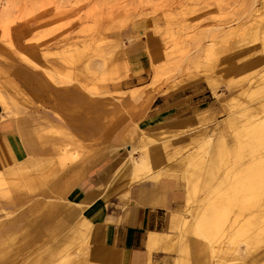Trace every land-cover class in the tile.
<instances>
[{"label": "rangeland", "instance_id": "rangeland-1", "mask_svg": "<svg viewBox=\"0 0 264 264\" xmlns=\"http://www.w3.org/2000/svg\"><path fill=\"white\" fill-rule=\"evenodd\" d=\"M262 1L0 0V10L14 6L8 33L6 25H0V94L8 102V108L1 106L2 116L23 120L45 115L88 142L78 136L83 148L68 151L55 139L43 138L44 150L36 132L39 167L33 165L16 180L0 175V264H118L93 255L92 250L105 245L101 220L85 215L91 223L89 232L76 226L75 217L62 214L64 199L72 194L61 189L63 182L75 180L85 162L90 174L79 186L91 185L90 176L99 171L105 176L109 169L116 168V175L130 169L131 159L137 160L143 149L152 164L147 175L163 173L157 182L144 180L154 184L171 180L184 194L173 211L179 216L170 218L178 225L170 234L164 233L166 241L152 251L155 264H239L243 259L215 255V244L220 242L221 247L235 238L232 244L245 249L242 238L235 235L247 222L260 228L259 240L252 241L251 256L258 259L256 264H264V228L260 225L264 192L255 198L233 192L242 173L254 174L258 157L264 161ZM226 25L237 27L238 32L241 29L240 34L216 37L215 43H209L205 31ZM175 42L180 49L173 51ZM210 44H215L214 49L208 51ZM96 47L99 50L93 52ZM208 82L213 85L209 87ZM252 82L255 93L245 94ZM200 109L205 112H196ZM194 112L193 118L181 121ZM253 124L257 132L250 142L248 130ZM128 130L130 141L121 145ZM116 139L114 156L109 145ZM196 170L198 174L202 171L203 180L199 174L198 190L190 189L188 196L186 183ZM251 181L253 186L256 182L264 186V175ZM18 185L28 186L21 189ZM94 189L90 187L86 196L90 198ZM135 193L134 188L131 197L118 196L107 202L105 216L113 218L133 206ZM73 199L81 201L76 194ZM221 199L228 202L219 210L216 227L208 237L200 236L193 222L205 214L209 219L210 206ZM148 214L156 217L155 230L166 227L165 212ZM110 218L104 224L115 223ZM11 227L17 236L1 237ZM118 228L110 232V243L117 251L123 248ZM139 236H145V231ZM249 260L254 261H244Z\"/></svg>", "mask_w": 264, "mask_h": 264}, {"label": "crops", "instance_id": "crops-1", "mask_svg": "<svg viewBox=\"0 0 264 264\" xmlns=\"http://www.w3.org/2000/svg\"><path fill=\"white\" fill-rule=\"evenodd\" d=\"M186 88L187 87L177 89L175 91L181 92ZM194 114L195 113L190 114L189 117L194 116ZM184 118L186 117H183V119ZM46 121H52L63 125V123L55 121L54 119L45 115L40 116V118H35L33 115H29L28 118L23 120H12L5 118L2 116V109L0 106V172H2V169L3 171H5V169L7 170L8 168L6 167H10L12 164L21 162L28 153H37V155L40 153V150L37 148L34 135L39 128L47 126ZM63 126L67 128L65 125ZM67 129L82 139V137L78 135L77 132H73L70 128ZM123 136L124 134L122 135L121 145H123ZM82 140L85 141L86 139ZM85 142L87 145L88 142ZM116 143L117 139L109 145V152H111V154L114 156H116L115 153L118 147ZM148 163L151 168V161H148ZM87 168L88 167L86 166L85 162L84 166L79 168L78 176L75 178V180L66 183L63 182V187L61 190L66 194L71 193L72 195L64 199L66 206L62 207V214L64 216L69 215L70 217L81 214L84 217L86 215L88 217L99 218V220H101L102 231L106 234V237L103 238V243L105 245L99 246L92 250L91 252H93V255L98 254L100 259L105 258L112 260V258H116L114 260L116 262L118 261V264H146L147 251L145 244L149 234H170V230L174 229L176 225H178V222H174V224L171 223L170 218L173 215L174 217L179 216L178 213H174L173 211H175L177 208L179 198L184 197V194L182 192L180 193L179 188L174 187L173 182L167 179H162L158 184L141 180L137 183H132L127 186L125 183H127L129 178L130 169L120 171L118 175H116V168L111 170L112 172H110L109 169V172L106 173L105 176L103 175L105 172L101 174L99 171L98 175L95 173V170L93 172L95 174L90 176L91 185L84 183L83 185L79 186V182H82L84 178L90 174V172L87 174ZM155 181L157 182L159 180ZM90 187L95 189L90 191L91 194H89V198L86 196V192L89 191ZM134 188L136 189V193L134 196L133 206H127L126 208L122 209L121 214L113 218H110V214L105 216V206L107 202L110 203V200L113 198L125 196V194V197H131V192ZM124 192L125 194H123ZM75 194L81 199L80 202L73 201ZM173 203L175 204V207H173ZM81 205H83V208ZM79 207L83 210L80 211L81 209ZM74 210L76 211L75 213ZM158 210L165 212L167 217L166 227L161 231L155 230L156 227L154 225L157 224L156 217L148 214L149 212ZM65 213L68 215H65ZM106 218L115 220V223H109L107 225L104 224ZM113 227H119L117 230L120 233V240H122L123 243V248L119 249L120 251L114 250V247L110 243V232ZM14 228L15 227H11L9 230L4 231L1 237H5L8 240V237L11 238L17 236L18 232H15L13 230ZM144 231L145 236L140 237L139 235H141ZM116 255H119V258ZM13 258L14 257L12 256L10 259L13 260ZM152 259L154 260V256H152Z\"/></svg>", "mask_w": 264, "mask_h": 264}, {"label": "bare ground", "instance_id": "bare-ground-1", "mask_svg": "<svg viewBox=\"0 0 264 264\" xmlns=\"http://www.w3.org/2000/svg\"><path fill=\"white\" fill-rule=\"evenodd\" d=\"M253 3H254V1H253ZM262 3H264V1H262ZM255 4V3H254ZM12 8H14V6L13 5H11L9 8L8 7H3L1 10H0V25H6V27L4 28V29H6L5 31L7 32L8 30V26L12 23V17H13V14H12ZM54 9V8H53ZM252 10H253V8H252ZM256 10V9H255ZM257 10H258V8H257ZM258 12V11H257ZM246 14V13H245ZM260 16V15H259ZM262 16V15H261ZM255 18V17H254ZM239 19V18H238ZM241 21V20H240ZM235 23L236 24H239V20H237L236 19V21H235ZM249 23V22H248ZM250 24V23H249ZM240 26V25H239ZM240 28H241V26H240ZM243 28V27H242ZM228 29V30H227ZM245 29V28H244ZM241 30V29H240ZM240 30H239V32H240ZM0 32H2V31H0ZM238 32V29H237V27H234V26H229V25H226L225 27H222V26H219V27H214V28H209V29H207L206 31H205V33H207V36L209 37V38H211V42H209V43H211V44H213L212 42L215 40V38L216 37H219V38H221L222 36L223 37H225V36H227V35H231V34H235V33H237ZM238 32V33H239ZM8 33V32H7ZM2 34V33H1ZM221 36H220V35ZM240 34V33H239ZM205 35V34H204ZM214 43H215V41H214ZM219 43V42H218ZM221 43V42H220ZM174 44V45H173ZM172 45H173V47L171 46V50H177V49H180V44L178 43V42H175V43H173ZM179 44V45H178ZM208 45V47H207V49L206 50H208V51H210V50H212V49H214V45L212 46V45ZM219 45V44H218ZM217 46V45H216ZM85 48V47H84ZM83 48V49H84ZM77 49H80V48H77ZM90 49V48H89ZM97 50H99V49H97V47H96V50H92L93 52H96ZM115 55V54H114ZM103 56V55H102ZM169 60V59H168ZM71 60H64V63L66 62V63H68V64H72V62H70ZM166 61H167V59H166ZM105 67V66H104ZM225 71V70H224ZM234 71V70H233ZM154 72V71H153ZM227 72H229V71H227ZM156 75H157V73H156ZM156 75H154L155 77H156ZM205 75V74H204ZM196 76V75H195ZM191 77V76H190ZM193 78V77H192ZM156 79V78H155ZM154 79V80H155ZM1 80V79H0ZM151 82H152V80H151ZM174 82V81H173ZM55 83V82H54ZM172 83V82H171ZM253 83V82H252ZM179 84V83H178ZM208 84H210L209 85V87L210 86H212L213 85V82H208ZM254 84V83H253ZM147 86V85H146ZM145 86V87H146ZM174 86V85H173ZM171 88H172V86H171ZM178 89V88H177ZM176 89V90H177ZM211 89V88H210ZM261 89V88H260ZM254 90L256 91V86H255V84L254 85H251V86H249L247 89H246V93L245 94H249V93H253L254 92ZM211 91H212V94H214L215 95V97H217V96H219V94H217L216 93V89L215 88H212L211 89ZM253 91V92H252ZM136 92V91H135ZM138 93V92H137ZM142 93V92H141ZM255 93V92H254ZM2 94V93H1ZM0 94V106H6L7 108H8V106H7V103L5 102V98H4V94L3 95H1ZM139 95H137V96H140V91H139V93H138ZM136 95H135V97H136ZM134 96V95H133ZM132 96V97H133ZM134 98V97H133ZM135 99V98H134ZM224 104V103H223ZM225 105V104H224ZM9 106H11V105H9ZM13 110V109H12ZM28 112V111H27ZM205 112V110L204 109H201V110H198V113H204ZM195 113V112H194ZM195 114H197V113H195ZM194 114V115H195ZM194 116H192V117H186V118H182L183 120H181V121H187L189 118H193ZM177 121V120H176ZM180 121V120H179ZM47 122V126H45V127H41V128H39L38 129V131H37V133H39L38 134V136H37V140H39V142H40V145H41V148L42 149H44L42 146V140H43V138H48V139H51V138H53V139H55L56 141H57V143L61 146V147H63V148H66L68 151H70V150H80L81 149V147L83 148V141H81L79 138H78V136L76 137L75 136V134L74 133H72L70 130H68L67 128H65L62 124H60V123H56V122H52V121H46ZM258 124V123H257ZM257 124H253V126L252 127H250L249 128V130H248V134H249V141L250 142H253L254 140V138L256 137V135H255V137L253 138V139H251V137H253L254 136V134L257 132L256 131V129L254 128L255 126H257ZM173 125H175V124H172V126ZM262 125V124H261ZM261 127V126H260ZM130 130H128V131H126L125 133H124V136H123V143L125 142H129L130 141V138H128L127 137V135H128V133H130L129 132ZM259 131V130H258ZM262 131V130H261ZM262 132H264V131H262ZM262 132H261V134H262ZM132 133V132H131ZM261 134H259V136H261ZM131 135V134H130ZM129 136V135H128ZM258 136V135H257ZM262 137V136H261ZM143 139V138H142ZM261 140V139H260ZM260 140H259V142H260ZM219 142H218V144H219V146H222V145H224V143H223V141L220 139V140H218ZM248 141V142H249ZM261 141H264V140H261ZM144 142H146V141H144ZM247 142V141H246ZM258 142V141H257ZM262 143V142H261ZM260 143V144H261ZM143 144V143H142ZM262 144H264V143H262ZM140 146V145H139ZM144 147V146H143ZM140 148V147H139ZM146 148V147H145ZM66 149H64V153L65 152H67V150ZM142 148H140V150H141ZM45 150V149H44ZM143 151V152H142ZM141 151V154H140V156H139V158L137 159V160H133V159H131L132 160V164H131V167H130V175H129V178H128V180H127V183H125L127 186H129L130 184H132V183H137V182H139V181H141V180H144L145 178H148V179H159V178H161V177H163V173L161 174V173H154V175H147V173H149L150 172V170H151V168L149 167V163H148V158H147V151H145L144 149ZM38 152V151H37ZM196 153H198V152H196ZM196 155V154H195ZM26 158H25V160H22L21 162H19V163H16V164H12L10 167H6V168H8L7 170L5 169V171H3V169H2V172H0V175H2V177H3V175L4 176H6L8 179H11L12 180V178L14 179V180H16V178H19V177H24L25 175H26V173H27V171L30 169V168H34V167H36L37 165H36V162H35V160H36V158L38 157L37 156V153H28L27 154V156H25ZM200 157V156H199ZM38 158H40L41 159V156L40 157H38ZM196 158H197V155H196ZM195 157H194V159H196ZM193 159V158H192ZM258 159L260 160L259 161V163H255L254 165H253V171H254V174H247V172H246V174H243L242 173V175L240 176L241 178L238 180V182L236 183V185L237 186H235V188H234V190H233V192L234 193H236V195L235 196H237L238 194L237 193H242L246 198H248V196L249 197H251V198H255V196L256 197H261V195H262V192H264V186H262L261 185V183L260 182H254L255 184V186L257 187V189L256 188H254L255 186H253V184L251 185V184H249V183H253V181H251V178L253 179V178H255V177H257L259 174H261V175H264V161H261L262 159H260L259 157H258ZM189 160V159H188ZM187 160V161H188ZM199 161H200V159H198ZM37 161V160H36ZM48 161H51V160H49L48 159ZM47 160H45V162H48ZM150 162V161H149ZM194 162H196V160L194 161ZM201 162H203V161H201ZM38 163V162H37ZM192 164H193V162H191ZM195 165H196V167L199 169V164L198 163H194ZM202 164V163H201ZM200 164V166H202ZM204 164V163H203ZM34 165V167H32ZM36 165V166H35ZM158 165V164H157ZM39 166H37V168H38ZM42 169V168H41ZM197 169V170H198ZM201 169H203L202 167H201ZM205 169V168H204ZM195 171V174L196 175H189L190 173H191V171H190V173L188 174L189 175V182H187L186 184V188H187V191H186V195H188L189 196V192H190V189L194 192V190H195V193L197 192L196 190H198L197 189V186L199 185V181L200 180H203L202 179V177H201V174H202V171L199 173L200 174V180L198 181V177H199V174H198V171ZM1 171V170H0ZM245 173V172H244ZM165 174V173H164ZM191 174H193V173H191ZM187 175V174H186ZM185 175V176H186ZM252 175V176H251ZM255 176V177H254ZM184 177V176H183ZM194 177V178H193ZM7 180V179H6ZM19 180V179H18ZM26 180H28V182H29V179L27 178ZM26 180L24 181V182H22L23 184L26 182ZM10 181V180H9ZM20 181V180H19ZM19 181H17V182H19ZM23 181V180H22ZM31 181V180H30ZM188 181V180H187ZM255 181V180H254ZM257 181V180H256ZM4 182V181H3ZM8 182V181H7ZM13 182V181H12ZM15 182V181H14ZM21 182V181H20ZM27 183V182H26ZM201 183H203V182H201ZM12 184V183H11ZM257 184H259V185H257ZM15 186V188L17 187V185H14ZM19 186V185H18ZM21 186H23V185H21ZM28 186V185H27ZM26 186V187H27ZM25 189H27L25 186H23ZM23 187L21 188L20 186H19V188H21V189H23ZM16 189H18V188H16ZM15 189V190H16ZM125 189V188H124ZM254 189H255V191H254ZM125 191V190H124ZM231 191V190H230ZM123 194H125V192L123 193ZM230 194V193H229ZM253 194V195H252ZM231 196H233L232 194H230ZM125 196H126V194H125ZM227 197H229V196H227ZM231 198V197H230ZM233 198V197H232ZM262 199H264V197H261ZM226 199H228V198H226ZM99 201V200H98ZM215 201V200H214ZM225 199H221V200H219V201H216V202H214L211 206H210V204H208L209 206H210V208H209V211H210V213H208V214H210V217H209V219H210V221H209V219L207 218L208 217V215H204V216H201L199 219H197L195 222H193V224H195V232H197L200 236H203V237H208V235L211 233L212 234V231H213V229L216 227V225H217V218L216 217H218L219 215V210L221 209V206L224 204V203H226V202H228V201H226ZM188 202V201H187ZM213 202V201H212ZM210 203H211V201H210ZM79 206V205H78ZM82 206V208H83V205H81ZM77 207V206H76ZM197 207H199V206H197ZM80 208V207H79ZM78 209V208H77ZM81 209V208H80ZM83 209H81L80 211H82ZM204 210V209H203ZM76 211L74 210V213H75ZM201 212H203V211H201ZM200 212V213H201ZM198 213V212H197ZM203 213H205V212H203ZM194 214V213H193ZM192 214V215H193ZM71 215V214H70ZM174 216V215H173ZM195 216V215H194ZM194 216H192V219L194 220ZM206 216V217H205ZM66 217H70L69 215L68 216H66ZM73 217H75V220H74V218H72V220H74V222L73 223H75V224H77L76 226H82L83 227V229H85V230H87V232H89V229H90V223L88 222V220L85 218V217H83L81 214H79V215H75V216H73ZM174 219H175V217H174ZM262 220H264V219H262ZM261 220V218H260V221H262ZM259 221V222H260ZM67 223H68V220L66 221ZM187 226H190L191 225V223H190V220H188L187 221V224H186ZM260 225H262V227L261 228H264V221H262V223L260 224ZM257 225H255V224H253V223H251V222H247V223H244V225L238 230V232L236 233V235H235V237L237 236V237H240V238H242V242H244V244H245V249H239L237 246H234V244H232V242L231 241H233V239H235V238H233V239H231V241L230 242H228L227 244H225L224 246H221V247H218L221 243L219 242V244H215V255H222L223 257L222 258H229V259H231V260H236V259H239L240 258V260H242V261H244V260H248V259H251L252 258V260H254L253 262L252 261H250L249 260V262H247V261H244L246 264H256V262L258 261V259L257 258H255V257H253V255L251 256V254H252V246L251 245H253V243H252V241H254L255 239H257V240H259L257 237H259V233H258V230H260V228H259V226L258 227H256ZM81 227V228H82ZM78 228V227H77ZM78 231V230H77ZM79 231H80V229H79ZM83 232V231H82ZM76 233V232H75ZM85 233V232H84ZM77 234H78V232H77ZM7 236V235H6ZM197 236V235H196ZM165 237H166V235L164 234V233H160V234H158V233H153V234H149V236H148V239L146 240L147 242H146V251H147V253H146V256H147V259H146V264H155L154 263V261H153V259H152V251L153 250H155V249H157V248H159L162 244H164V242L166 241V239H165ZM232 237V236H231ZM230 237V238H231ZM8 239H9V237H8ZM207 239V238H206ZM209 240V239H208ZM241 241V240H240ZM236 242V241H235ZM234 243V242H233ZM238 243V242H237ZM259 243H260V241H259ZM262 243V242H261ZM197 245H198V243H197ZM260 245V244H259ZM64 246V245H63ZM260 247V246H259ZM259 247L257 248V250H259ZM57 248H59V247H57ZM49 249V248H48ZM186 249H187V247H186ZM261 249V248H260ZM59 250V249H58ZM49 251V250H48ZM120 251V250H119ZM46 252H47V250H46ZM50 252H51V250H50ZM55 252L57 253V251H56V249H55ZM45 253V252H44ZM55 253V254H56ZM113 253V252H112ZM184 253H185V251H184ZM47 254V253H46ZM52 254V253H51ZM104 256V255H103ZM109 256V255H108ZM117 256V255H116ZM119 256V255H118ZM117 256V257H118ZM102 257V256H101ZM110 257H113V256H110ZM221 257V256H220ZM98 258V257H97ZM119 258V257H118ZM111 259V258H110ZM113 259V258H112ZM114 259H116V258H114ZM214 259H215V256H214ZM257 259V260H256ZM105 260V259H104ZM119 260V259H118ZM218 260V259H217ZM242 261L240 262L241 264H242ZM109 262V261H108ZM118 262V261H117ZM244 262H243V264H244ZM230 263V262H229ZM239 263V264H240ZM94 264V263H93ZM98 264V263H97ZM105 264V263H104ZM216 264V263H215ZM230 264H235L234 262H232V263H230Z\"/></svg>", "mask_w": 264, "mask_h": 264}]
</instances>
